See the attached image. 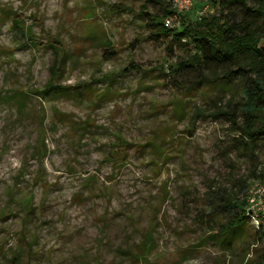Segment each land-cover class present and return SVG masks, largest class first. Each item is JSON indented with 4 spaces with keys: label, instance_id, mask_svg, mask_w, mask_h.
Instances as JSON below:
<instances>
[{
    "label": "rangeland",
    "instance_id": "1",
    "mask_svg": "<svg viewBox=\"0 0 264 264\" xmlns=\"http://www.w3.org/2000/svg\"><path fill=\"white\" fill-rule=\"evenodd\" d=\"M179 1L0 0V264L261 263L250 223L222 224L223 200L245 207L262 184L264 135L245 147L223 115L239 79L169 72L190 46L154 39L140 9L160 15ZM191 1L174 27L218 15ZM16 16L35 39L61 40L64 94H36L53 49L14 29ZM130 63L140 69L121 74Z\"/></svg>",
    "mask_w": 264,
    "mask_h": 264
},
{
    "label": "trees",
    "instance_id": "2",
    "mask_svg": "<svg viewBox=\"0 0 264 264\" xmlns=\"http://www.w3.org/2000/svg\"><path fill=\"white\" fill-rule=\"evenodd\" d=\"M210 1L217 5L218 15H200L198 20L193 23L182 22L180 27L164 24L166 17L176 13L167 7L163 8L160 15L147 13L142 8L140 12L146 16V25L154 39L170 36L178 45L190 46L184 58L167 64L171 75L187 71L196 76V82L211 81L218 77L227 81L237 78L242 82V93L237 107L223 112V115L236 125L242 143L247 147L264 135V46L261 43L264 40V0ZM177 14L186 20L184 14ZM17 16L11 26L22 31L32 45L50 46L54 53L53 63L49 67V80L36 94H64L67 87L56 83L63 74L66 56L61 40L56 36L45 43L35 39ZM100 42L106 46L110 56L115 54L109 40L101 38ZM136 69H140L139 66L130 63L120 73ZM21 102L20 98L19 103ZM258 178L264 182V166L260 168ZM223 201L228 217L222 228L224 232H228L245 222L244 201L234 198ZM151 233L152 230L148 229L140 244L141 256L145 261L150 248ZM255 235L264 240V230H255ZM260 264H264V257Z\"/></svg>",
    "mask_w": 264,
    "mask_h": 264
},
{
    "label": "built area",
    "instance_id": "3",
    "mask_svg": "<svg viewBox=\"0 0 264 264\" xmlns=\"http://www.w3.org/2000/svg\"><path fill=\"white\" fill-rule=\"evenodd\" d=\"M191 4V0H180L176 5L177 9L175 14L187 10ZM172 20V16L166 17L164 19V24L166 26H171ZM243 214L246 221H248L255 230H264V182L253 187L248 192Z\"/></svg>",
    "mask_w": 264,
    "mask_h": 264
}]
</instances>
